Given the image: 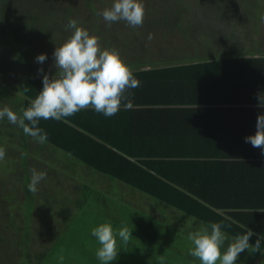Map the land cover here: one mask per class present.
Masks as SVG:
<instances>
[{
  "label": "trees",
  "instance_id": "16d2710c",
  "mask_svg": "<svg viewBox=\"0 0 264 264\" xmlns=\"http://www.w3.org/2000/svg\"><path fill=\"white\" fill-rule=\"evenodd\" d=\"M30 1L39 2L43 16L51 20L41 25L29 17L23 3ZM209 2L206 7V0H144L143 26L133 28L123 20L109 26L100 15L113 0H0V30L15 37L17 51H12L31 65L32 54H40L41 45L54 53L72 35L73 29L66 26L75 19L78 26L95 31L103 48L118 49L140 81L139 87L129 90L135 105L131 110L121 107L116 115L106 117L88 108L68 117L67 123L41 120L39 126L48 137L44 144L25 135L6 117L0 120V135L11 134L7 140L0 136V147L6 153L15 152L5 157L11 165L8 172L18 176L20 171L12 167L18 162L23 169L22 187L13 179L16 188L0 187L7 201L4 218H0V248L12 257L20 251L16 264H102L96 256L100 245L92 228L81 230L83 223L73 220L83 206L78 200L89 188L72 183L65 204L55 205L50 201L52 195L43 199L38 191L28 189L34 168L46 172V180H59L66 177L64 170L76 174L77 163L131 190L125 194L130 205L110 202L105 209L114 229L127 226L132 230L127 244L118 239L120 251L110 264H159L160 257L165 264H175L177 259L182 261L176 264H200L189 253L188 236L170 234L173 227L160 223L170 217H179V225L188 217L201 226L223 221L228 236L225 247L243 232L233 221L253 230L251 244L264 236V212L256 210L264 209V154L245 142V137L256 132L258 114L264 113V107L258 106V97L264 95V49L249 50L239 42L246 21L239 3ZM55 19L61 24L52 21ZM53 70L33 69L21 75L17 102L10 109L21 114L42 90L43 76L51 77L57 71ZM178 90L198 96L187 102L177 95ZM180 102L188 104L176 107ZM193 104L201 105L202 112ZM160 107L168 110L159 112ZM142 134L145 140H137L136 135ZM29 152L30 159L23 154ZM17 153L21 155L16 157ZM102 179L97 177L94 183L101 186ZM143 196L170 208L166 217L158 209L162 221L139 209ZM103 203H107L105 199ZM11 204L16 211H10ZM41 207L63 223L62 229L40 231L49 239L37 245L33 236L43 219ZM261 250L246 249L236 264H264V240Z\"/></svg>",
  "mask_w": 264,
  "mask_h": 264
},
{
  "label": "clouds",
  "instance_id": "9594fccd",
  "mask_svg": "<svg viewBox=\"0 0 264 264\" xmlns=\"http://www.w3.org/2000/svg\"><path fill=\"white\" fill-rule=\"evenodd\" d=\"M100 15L109 26L123 20L130 27H142L145 3L144 0H113L111 7L105 8ZM66 27L73 29L72 35L55 48L53 56L57 71L51 77L47 74L43 76V88L38 95L30 100L27 108L21 109L19 115L7 105L0 108V120L6 117L10 123L20 127L25 135L40 144L46 143L48 139L47 133L39 126L41 120L55 119L67 123L68 117L88 108L106 117L114 116L121 107L124 110L135 107L129 98V90L140 86L133 69L118 49L103 48L100 38L78 26L75 19H70ZM152 38V34H149L148 39ZM46 59L43 53L36 57L40 64ZM258 106L264 107V95L258 97ZM245 142L261 148L264 154V113L258 114L256 132L245 137ZM5 155V148L0 147V160ZM46 175L44 171L33 169L29 191L35 193L37 185ZM256 210L264 212L262 208ZM233 223L243 232L235 235L226 247L228 236L223 230L226 227L223 221L202 225L197 231L189 233L188 239L193 245L189 250L190 255L198 258L200 264H236L239 255L246 249L250 252L262 251L261 241L264 236H258L255 244H251L249 241L254 235L253 230L238 221ZM91 234L100 245L96 251L97 258L102 264H110L117 259L120 251L118 239L127 244L132 230L127 226L116 230L110 221H106L93 228ZM159 264H165L164 257L159 258Z\"/></svg>",
  "mask_w": 264,
  "mask_h": 264
},
{
  "label": "rangeland",
  "instance_id": "374dc122",
  "mask_svg": "<svg viewBox=\"0 0 264 264\" xmlns=\"http://www.w3.org/2000/svg\"><path fill=\"white\" fill-rule=\"evenodd\" d=\"M29 1V0H28ZM240 4V9L242 16L246 18L245 25L242 28V34L243 38L239 40V42L244 46L248 47L249 50L251 49H264V0H233ZM206 7H209L211 4L208 3V0H206ZM23 6L26 9H29V11H26L29 17L34 18L37 20L38 23L41 25L43 23H47L48 20H51L50 17L43 16L44 10L40 3H34L33 1H30L28 4L23 3ZM48 9V5H47ZM49 10V9H48ZM56 24H61V20L55 19L52 20ZM39 24V25H40ZM211 24V23H209ZM51 26V24H48ZM13 25H9V27L12 28ZM90 35L95 34L94 30H89ZM92 31V32H90ZM55 32V31H51ZM31 40L37 41L38 39H34L33 37ZM14 41H16L15 37L12 36V34H9L8 31L0 30V43H2V47H0V107H4L7 105L9 108H11L10 105H12L13 102H17L18 93L16 92V86L19 84L20 76L24 73H27L29 70H33L35 72L42 70L47 71H54L53 69L57 70L54 66V56L53 52L49 47H42L39 49L41 53L46 54L47 59L43 62V64H40L36 61V57L39 55L33 53L32 57L34 60V63L31 65L30 60L29 62L21 57L15 52L16 47L14 45ZM28 42V41H26ZM5 43H8L9 47L5 46ZM15 50V51H12ZM40 53V54H41ZM27 58L29 59L28 55ZM50 60V61H49ZM51 67H50V66ZM29 66L32 68H29ZM3 80V81H2ZM15 86V87H14ZM9 103H8V102ZM11 134L9 132H5L0 136H4L3 139L7 140L8 136ZM15 152H13L12 149H10V152H7L5 157L12 156ZM26 154L29 159L32 158V153H23ZM21 155L20 153H17L16 157ZM77 167L76 174L73 172H66L65 170L64 175L66 177H61L59 180L49 179L46 180V178L43 180V182L39 183L38 186V193L42 196V198H46L48 194L52 195V199H50L51 202H54V205L56 203H62L65 204L67 201L66 196V190L67 192L72 190V183H75V186L80 185L79 187L81 189L86 190L85 195L83 199H79L78 201L83 203V206L80 210H77L73 215V220L77 224H82L81 230H85L87 228H95L101 223H104L106 221H109L108 219L111 217H108V213H106L105 209L110 206V202H113L114 204H126L130 205L131 203L125 202V194L128 196L130 189L126 188L125 185H122L120 183L115 182L113 184L108 178L102 176L98 172L88 168L82 163L75 164ZM3 167V169L1 168ZM15 170H19L18 176L17 175H11L9 174L8 170H10L11 165H8V161L6 162V159L0 160V174L1 176H4L0 180V187H7L9 190L16 188V184L18 187L23 186L22 181V174L23 171L22 166L20 162L17 163V165L12 166ZM75 168V167H74ZM2 169V170H1ZM35 169V168H34ZM58 173L59 170L55 169ZM78 173V174H77ZM81 173V174H80ZM61 174V173H60ZM83 174V175H82ZM103 178L101 181V186L94 183V180L96 178ZM17 182L15 184V182ZM9 182H5L8 181ZM102 189V190H101ZM101 190V191H100ZM0 191L3 192L2 188H0ZM0 192V218L5 213V207L7 204V201L4 199L3 193ZM100 196V198L98 197ZM142 197V195L140 196ZM145 199H142L141 202L139 200V208L144 213L150 215L153 219H158L162 221L163 217L160 215V212H158V209L161 211L164 217H166V213H169L170 208L165 206L158 201L154 199H150L146 196H143ZM99 198V199H98ZM106 200V204L103 203V200ZM76 200V198H75ZM19 205L16 204V206ZM68 205V204H67ZM22 208V204L19 205ZM18 206V210L20 212V207ZM53 206V205H52ZM8 207V206H7ZM10 208L13 209V204L10 205ZM66 211L67 208L63 207ZM48 209H51L49 207ZM165 209V211H162ZM39 216L43 219L40 223H38V229L35 230V235L33 236L34 242L39 245L40 243L43 244L46 242L49 237L47 234L40 235V231H43V229H62V221H57L56 216H53L51 214L46 213L45 209L42 207L39 209ZM179 217L176 219L174 217L165 218L163 219L161 224L165 226H172L173 230L170 234L176 235L177 233H181L182 235L188 236L186 233H191L190 230L187 228H197V230L201 227V225L192 218H186L185 224L179 225ZM2 220H0V223ZM22 225L21 220L19 221V227ZM184 230H186V233H184ZM195 230V231H197ZM193 231V232H195ZM186 244H189L193 247L192 242L190 240H185ZM89 248V246H81L80 249ZM20 256V251H18L14 257L10 256L6 250L2 247L0 248V264H16L15 257ZM243 260V259H242ZM182 260H178L175 262H181Z\"/></svg>",
  "mask_w": 264,
  "mask_h": 264
},
{
  "label": "crops",
  "instance_id": "0c3cea01",
  "mask_svg": "<svg viewBox=\"0 0 264 264\" xmlns=\"http://www.w3.org/2000/svg\"><path fill=\"white\" fill-rule=\"evenodd\" d=\"M179 88H183V85L182 86H180ZM176 93H177V95L179 96V97H181V98H183V99H186L187 100V102H189V100L190 101H195L196 100V98H197V93L196 92H193V93H188V92H185V90H178V91H176ZM187 102H180V104L178 105V106H176V107H182L183 105H185V104H188ZM196 110H198L197 112H202V110H201V108H202V106L201 105H197V104H193L192 105ZM167 111L168 110V107H165V108H159V112L160 111ZM193 113V112H192ZM142 113L141 112H138V115H141ZM191 114V113H190ZM137 116V115H136ZM176 116H178V115H176ZM138 117H141V116H138ZM175 119V118H174ZM118 121H120V123H121V118L119 117V119H118ZM169 121H172V118H170L169 119ZM168 121V122H169ZM165 134V133H164ZM136 137H137V140H141V141H144L145 140V134H142V135H136ZM148 141H152V137L151 138H149V140Z\"/></svg>",
  "mask_w": 264,
  "mask_h": 264
}]
</instances>
